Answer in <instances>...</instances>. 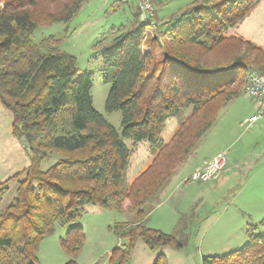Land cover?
Here are the masks:
<instances>
[{"label": "trees", "instance_id": "trees-1", "mask_svg": "<svg viewBox=\"0 0 264 264\" xmlns=\"http://www.w3.org/2000/svg\"><path fill=\"white\" fill-rule=\"evenodd\" d=\"M86 1L0 0V102L13 115L12 133L31 156L29 166L0 186V264H38L43 239L57 223L81 217L87 204L124 209L129 201L134 210L132 220L112 226L123 243L108 264H125L139 239L152 251L167 244L183 247L190 238L186 217L178 222L184 238L150 228L149 203L159 201L219 111L243 93L248 72L264 76V46L236 30L263 0H195L167 20L154 11L155 34L148 40L144 35L152 23L141 18L134 0L132 21L114 26L96 43L104 48L102 80L110 84L106 110L121 112L120 134L94 107L93 72L81 71L56 36L31 38L39 25L71 20ZM188 107L190 114L164 143L167 120ZM126 138L133 148L146 140L156 151L128 188L124 177L133 149ZM50 153L60 156L43 170ZM22 175L15 196L3 206L8 182ZM257 228L248 224L244 246L203 255L201 264H264V233ZM85 241L81 225L60 237L71 258L67 264H76ZM167 263L162 252L154 262Z\"/></svg>", "mask_w": 264, "mask_h": 264}, {"label": "rangeland", "instance_id": "rangeland-1", "mask_svg": "<svg viewBox=\"0 0 264 264\" xmlns=\"http://www.w3.org/2000/svg\"><path fill=\"white\" fill-rule=\"evenodd\" d=\"M135 1L126 0L122 3L121 0H87L71 20L39 25L31 35L35 42L49 35L56 36L61 40L60 48L76 56L81 71L93 72L91 92L94 107L120 134L121 112L106 110L110 84L102 80L100 69L104 48L101 49V45L97 47L96 43L103 35L109 36L114 26L119 27L132 21L131 8ZM193 1L154 0L152 3L157 16L167 20ZM251 15L236 30L239 35L264 46V0L261 8ZM153 31L152 27H148L144 40L154 36ZM257 108L255 100L247 96L244 90L228 102L180 168V178L173 176L159 194V201L149 203L152 210L147 216L146 225L150 228L184 238L178 222L181 215L186 217L189 226L185 231L190 233V238H185V245L175 248L167 244L152 251L139 239L131 258L125 264H154L161 252L166 255L167 264H201L203 255H223L244 246L249 239L248 224L258 226L256 233H264V116L254 123L248 122ZM191 110L192 107H188L169 117L162 132L164 143L171 139ZM12 121V113L0 102V186L29 166L31 160L27 145L12 133ZM125 142L133 149L124 177V187L128 188L132 180L151 163L156 151L146 140L138 142L136 148H133L131 138H126ZM224 150L228 151V164L218 177L207 182L189 179L195 167ZM59 156L58 153L48 154L41 168L45 170ZM23 177L8 182V191L2 198L3 206L13 199L17 181ZM133 216L134 210L129 201L124 209L87 204L81 217L66 225L57 223L54 233L43 239L38 264H67L71 260L61 246L60 237L76 225L83 227L86 236L76 264H108L112 250L123 243L112 226L132 220Z\"/></svg>", "mask_w": 264, "mask_h": 264}, {"label": "built area", "instance_id": "built-area-1", "mask_svg": "<svg viewBox=\"0 0 264 264\" xmlns=\"http://www.w3.org/2000/svg\"><path fill=\"white\" fill-rule=\"evenodd\" d=\"M136 1L141 12V18L152 23L151 27L153 28V25L156 23L154 22L153 1ZM244 93L256 100L258 105L256 113L251 115L248 119L249 123H254L256 120L264 116V76L260 75L255 70H250L248 72L247 83L244 87ZM227 154V150L219 151L204 167L195 169L190 175L189 179L197 182H207L218 177V175L227 167Z\"/></svg>", "mask_w": 264, "mask_h": 264}, {"label": "crops", "instance_id": "crops-1", "mask_svg": "<svg viewBox=\"0 0 264 264\" xmlns=\"http://www.w3.org/2000/svg\"><path fill=\"white\" fill-rule=\"evenodd\" d=\"M153 1V0H152ZM262 3H263V1L261 2V4L251 13L252 15L254 14V12L256 11V10H259L260 8H261V6H262ZM251 15V16H252ZM253 40V39H252ZM254 41V40H253ZM260 45V44H259ZM255 102H256V100H255ZM257 104V103H256ZM257 107H258V105H257ZM255 114V113H254ZM253 115V114H252ZM257 121V120H256ZM219 152V151H218ZM217 152V153H218ZM216 154V153H215ZM214 154V155H215ZM214 155H212V156H210L209 158H206L207 160H205L204 162H203V164L202 165H200V166H198V167H195L193 170H195V169H198V168H202V167H204L211 159H212V157L214 156ZM186 163V162H185ZM185 163H183L181 166H179V168H178V170L176 171V173H175V178L176 179H178V178H180V176H181V169L180 168H182V166L185 164ZM174 178V179H175ZM169 186V185H168ZM168 188V187H167Z\"/></svg>", "mask_w": 264, "mask_h": 264}]
</instances>
